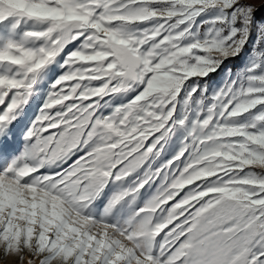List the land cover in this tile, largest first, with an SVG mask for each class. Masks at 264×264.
<instances>
[{
  "label": "snow or ice",
  "instance_id": "obj_1",
  "mask_svg": "<svg viewBox=\"0 0 264 264\" xmlns=\"http://www.w3.org/2000/svg\"><path fill=\"white\" fill-rule=\"evenodd\" d=\"M261 9L0 0V264H264Z\"/></svg>",
  "mask_w": 264,
  "mask_h": 264
},
{
  "label": "trees",
  "instance_id": "obj_2",
  "mask_svg": "<svg viewBox=\"0 0 264 264\" xmlns=\"http://www.w3.org/2000/svg\"><path fill=\"white\" fill-rule=\"evenodd\" d=\"M261 15H264V9H261L260 11L257 12V17L259 18ZM239 61H235L232 63H238ZM216 78V77H215Z\"/></svg>",
  "mask_w": 264,
  "mask_h": 264
},
{
  "label": "rangeland",
  "instance_id": "obj_3",
  "mask_svg": "<svg viewBox=\"0 0 264 264\" xmlns=\"http://www.w3.org/2000/svg\"><path fill=\"white\" fill-rule=\"evenodd\" d=\"M255 3L259 4L260 0H254ZM239 63V62H238ZM214 79H219V77H216Z\"/></svg>",
  "mask_w": 264,
  "mask_h": 264
}]
</instances>
